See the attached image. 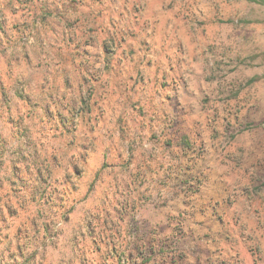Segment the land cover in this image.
Returning <instances> with one entry per match:
<instances>
[{"label": "clouds", "instance_id": "clouds-1", "mask_svg": "<svg viewBox=\"0 0 264 264\" xmlns=\"http://www.w3.org/2000/svg\"><path fill=\"white\" fill-rule=\"evenodd\" d=\"M0 264H264V0H0Z\"/></svg>", "mask_w": 264, "mask_h": 264}]
</instances>
